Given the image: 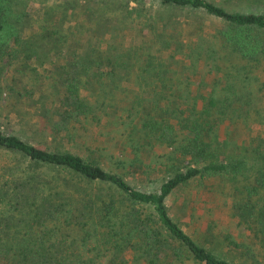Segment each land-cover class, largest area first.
Here are the masks:
<instances>
[{
    "label": "trees",
    "instance_id": "1",
    "mask_svg": "<svg viewBox=\"0 0 264 264\" xmlns=\"http://www.w3.org/2000/svg\"><path fill=\"white\" fill-rule=\"evenodd\" d=\"M233 2L0 0V115L19 127L0 126V264H99L88 255L99 249L110 252L107 264H233L198 243L168 207L177 190L215 179L259 246L261 260L248 251L244 264H264V133L242 146L219 138L213 113L227 112L226 99L200 95V112L169 100L168 107L155 87L165 71L150 68L156 56L138 63V49L106 40L112 27L118 39L127 37L130 23L132 33L149 37L151 28L154 42L172 41L178 25L202 33L213 18L220 49L242 61L237 76L249 80L248 73L264 67V0H235L246 2L244 10L228 9ZM69 18L76 23L66 27ZM41 60L51 69L39 70L33 84L15 66ZM131 81L136 91L127 86ZM104 91L117 95L110 107L95 101ZM129 92L136 94L123 103ZM106 113L113 117L104 125ZM93 122L103 134L122 127L115 135L122 156L102 146L88 155L77 150L78 141L91 149L83 140ZM180 132L185 142L179 147ZM156 145L179 147L178 154L167 156L156 189L136 187L127 175L143 169L140 153Z\"/></svg>",
    "mask_w": 264,
    "mask_h": 264
},
{
    "label": "rangeland",
    "instance_id": "2",
    "mask_svg": "<svg viewBox=\"0 0 264 264\" xmlns=\"http://www.w3.org/2000/svg\"><path fill=\"white\" fill-rule=\"evenodd\" d=\"M52 1L50 0V2ZM79 1L81 3L85 2V0ZM232 1H234V4L227 5L228 9H247L246 2ZM135 5V3H131L132 7H135ZM69 19L71 20H67L66 27L76 23L74 19ZM84 21L88 25L91 24L87 19ZM205 24V30L202 33L197 28L187 29L185 24H180L176 27L179 31L174 33V35H177L175 40L168 41L165 39L157 41L156 43L153 40L151 28V32L146 30L149 32V37L147 36L148 34L145 36L142 34L140 36L131 32L129 29L131 24L129 23L128 26H124L129 30L127 37L118 39V36H115L117 27H112L114 36H107L106 40H113L116 43L124 45L126 51H131L134 48L138 49L136 57L138 63L144 61L147 54L156 56L151 59L152 64L150 68L154 71L162 68L165 71V78L157 82L155 87H159V90H162V102L166 106L170 105L167 104L168 100L171 102H181L184 104L180 105V109H185V106H195L197 112H200L203 105V100L199 97L200 95H214L222 100L226 99L229 105L227 112L222 114V116L218 112L216 114L213 113V117L218 119L216 133L219 138H229L234 145L242 146L252 136L258 133H264V67L248 73L251 76L249 80H243L238 77V69L241 68L242 61L222 51L214 38V29L218 21L213 18H208ZM169 31L172 32V28ZM167 42L170 44L166 45ZM209 45L213 47L216 54H213L214 52L210 51V49L208 50L207 46ZM106 46V44H103V47ZM160 48H163L161 53L158 52ZM15 66H19L24 70V78L31 84L35 83L39 70L51 69V63L42 60L26 62L25 65L22 62V64ZM13 67L9 66L8 68L13 69ZM243 76L245 77L244 73ZM129 83L131 85H126L132 91H136L138 85H133L135 83L132 81ZM167 89H170V97L166 92ZM85 93L88 96V101L91 102L92 96H90L89 92ZM135 94V92H129L124 96L122 102L126 103L132 100ZM113 96V94H107L105 91L99 92L96 95L95 101L103 103L106 107H110V104L113 105L117 101V95L115 94ZM184 115L188 114L184 112L179 116L182 118ZM110 117H113L112 114L106 113L101 120L102 123L105 125ZM172 118H174L172 119L173 122L178 124V117L176 118L172 114ZM0 126L16 132L19 128L15 125L14 119H10V122H7L3 115H0ZM102 131H104V134L100 133L96 122H93L89 126L88 132L83 140L91 149L89 147L85 148V144L78 141V145L80 146L77 150L83 155H88L91 150L95 151L102 146L103 148L108 147L105 150L106 153L110 154L113 152L114 158L122 156L123 153H121L120 144L116 141L118 137L115 136L116 134L120 135L122 133V127L116 124L104 128ZM106 133L111 135V138H108ZM184 133L187 134V131H184ZM112 137H115L114 140H111L113 139ZM184 142L185 136L183 132H180L179 147ZM178 149L175 151L172 147L156 145L150 151H142L140 153V159L143 169L133 170L127 175V178L136 187L147 190L156 189L162 182L165 170L161 171V169L166 167L167 156L174 159L178 154ZM107 160L104 161L109 163V166V156ZM136 166L140 167V163H136ZM37 168L42 171L53 172L50 167L45 165H39ZM168 207L175 217L181 219L185 229L198 243L208 248H213L215 253L226 257L233 264H244L243 257L246 256L245 253L248 251L255 253L256 257L261 260L259 257V246L248 227L240 222L233 213L226 192L220 181L216 179L204 182L196 181L184 189L177 190L168 198ZM69 232L72 234L77 233L73 229H70ZM99 250L89 251L88 255L96 257V261L99 264H107L110 252L104 253L103 250ZM99 252L101 255L97 257ZM127 264L147 263L130 259ZM174 264L189 263L175 262Z\"/></svg>",
    "mask_w": 264,
    "mask_h": 264
}]
</instances>
